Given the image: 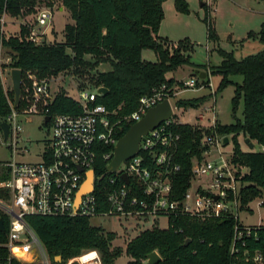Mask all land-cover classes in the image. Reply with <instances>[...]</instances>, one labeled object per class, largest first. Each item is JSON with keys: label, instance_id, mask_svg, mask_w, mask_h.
<instances>
[{"label": "trees", "instance_id": "obj_1", "mask_svg": "<svg viewBox=\"0 0 264 264\" xmlns=\"http://www.w3.org/2000/svg\"><path fill=\"white\" fill-rule=\"evenodd\" d=\"M35 1L7 0L8 11L11 15L20 16L31 11ZM163 2L62 0L72 18L64 25V39L27 40L26 29L21 26L19 33L3 40L11 50L9 65L20 67L23 72L31 69L39 79H51L61 72H71L78 89L107 88L106 92L97 96L95 103L103 104L109 111H116L118 116L128 115L137 108L142 95L151 94L153 88L163 83L170 97L176 80L168 77L167 72L190 63L195 45L193 41L184 37L173 42L158 33L164 15ZM3 5L4 0H0V12ZM175 6L180 11H188L186 0H175ZM207 33L209 39L217 37L210 21ZM247 36L264 41V20L257 31L249 30ZM146 47L155 51V60L142 58L141 51ZM217 51L221 60L212 64L209 72L219 76L216 92L228 84L234 86V122H216L213 129L222 135H231L234 143L231 162L246 168L243 173L239 168L236 171L237 180L242 182L239 190V207L242 209L255 197L264 195V49L242 57H236L233 50L222 47H218ZM102 62H109L111 67L97 69ZM232 76H241L242 79L237 82ZM208 82L207 73L202 84L208 86ZM22 95L18 109L26 105ZM7 96L13 99V91L5 92L0 83V121L10 110ZM203 100L204 96L178 99L176 105L196 108ZM240 101L243 102L242 119L236 116ZM81 111L79 102L64 89L55 92L50 105L51 114H77ZM130 125L122 124L120 137ZM173 129L180 134L175 152V161L180 165V170L173 176V198L180 199L191 178V159L201 158L205 147L200 140L203 131L208 133L209 129L189 123H177ZM239 133L254 140L258 149L241 150L237 140ZM96 165L105 168L101 158L97 159ZM94 172H97V167H94ZM1 175L0 178L7 176L6 173ZM0 217L7 228L6 216L0 212ZM25 218L54 264L57 263V256L65 261L89 249L99 252L101 264H113L122 253L120 247L111 246L115 233L91 225L88 217L31 214ZM237 222V218L231 215L209 219L190 215L173 216L166 228L153 226L143 229L127 242L125 252L130 260L126 264H143L142 261L152 251L161 257L157 264H257L251 260V256L259 252L264 258V225L250 226L249 235L235 241L238 251L232 253L234 225ZM186 239H190L188 244H185ZM5 240L6 232L0 231V242ZM0 255H7V249L3 246H0Z\"/></svg>", "mask_w": 264, "mask_h": 264}, {"label": "built area", "instance_id": "obj_2", "mask_svg": "<svg viewBox=\"0 0 264 264\" xmlns=\"http://www.w3.org/2000/svg\"><path fill=\"white\" fill-rule=\"evenodd\" d=\"M55 7L63 6L54 0H46L43 4L35 1L31 11L25 13L28 16L19 21V31L21 26L25 27L27 40L40 42L48 39L46 30L53 24ZM8 17L17 16L9 13L7 0H4L0 12V83L5 92L12 90V84L11 87L5 86V73L10 76L14 67L9 65L11 50L3 43L11 35L7 28ZM53 79H39L31 69H27L22 71L21 86L26 105L18 109L14 97L10 99L7 96L10 110L0 123L5 121L9 126L4 142L13 157L28 152L26 145L19 143L21 115H41L49 135L38 152V160L12 158L11 161L0 162V175L7 174L5 178H0V212L7 218V228L4 226L6 240L0 242V246L7 249V255H0V264H51L50 257L26 221V215L31 214L94 217L119 224L121 219H155L161 216H165L169 223L171 217L178 215L200 219L228 215L237 218L231 208L239 201V192L234 184L236 171L231 167V156L230 160L227 159L220 150L224 135L213 129L215 115L208 123L209 132L203 131L200 140L205 147L201 158L191 159L189 185L182 197L175 199L172 181L180 170L175 161L180 134L173 129V125L184 122L174 119L175 108L179 106L171 103L173 93L168 97L165 83L153 88L151 94L142 95L137 108L128 115L118 116L116 111H109L103 104L95 103L97 96L101 95L98 92L101 86L87 88L89 90L77 88L78 97L74 99L81 105L80 113L51 114L50 105L55 93L52 94L49 83ZM202 80L197 74L196 78L185 79L181 84L185 90L212 86L210 81L208 86L203 85ZM164 98L170 101L172 116L141 135L138 152L134 156L123 160L114 171L108 170L122 124L140 120L149 108ZM46 116L49 118L45 122ZM199 116L204 118L203 114ZM213 149L218 157L210 160L207 157ZM98 158H101L105 168L96 165ZM94 167H97L96 173ZM89 171L92 172L91 189L77 200ZM201 176L206 178L207 187L201 184L193 186V182ZM250 231V226H243L239 221L235 223L232 253L238 251L235 241L249 235ZM251 260L262 264L264 258L261 253L255 252ZM56 264H101V258L97 250L89 249Z\"/></svg>", "mask_w": 264, "mask_h": 264}, {"label": "rangeland", "instance_id": "obj_3", "mask_svg": "<svg viewBox=\"0 0 264 264\" xmlns=\"http://www.w3.org/2000/svg\"><path fill=\"white\" fill-rule=\"evenodd\" d=\"M54 1L64 8L55 7L53 9V24L46 30L47 40L49 41L63 40L64 25L72 19L69 10L62 4V0ZM38 2L43 4L46 0H38ZM186 2L188 11L184 12L176 8L175 0H164V15L158 29L161 35L166 36L173 42L187 37L195 43L194 49L191 52L190 63H185L177 69L167 72L168 77H175L176 80V84L173 86V96L170 98V101L175 105L178 99H191L204 96V100L196 108H175L176 116H174V119L178 122L189 123L196 127L207 129L208 123H210L212 116L215 115L216 122L230 124L234 122L232 115L234 86L228 84L221 91L216 92L219 76L218 74L209 72L210 66L219 63L221 60V56L217 51L218 47L233 50L236 57H242L264 49V41L259 40L257 37L247 36L249 30L257 31L260 28L261 22L264 20V0H186ZM26 15L24 13L23 16L8 17L7 28H9V34L18 33L19 21L23 17L26 18ZM209 21L212 23L217 34L215 39L208 38L207 28ZM141 56L148 60L156 59L155 51L147 47L142 49ZM110 67L109 62H102L98 64L97 69H109ZM196 68L206 69L208 71L209 81L212 86H202L198 90L183 89L181 84L183 80L197 77L195 73ZM231 78L237 82H240L242 79L241 76H232ZM5 86L11 87V79L8 73H5ZM49 87L52 94L59 89H64L71 97H78L79 91L76 86V79L71 72L57 74L50 81ZM242 110L243 102L240 101L236 109V116L240 119L243 117ZM200 114H203L204 118H201L199 116ZM20 124L21 132L19 134V143L20 145H26L28 152L13 157L11 151L7 148V143L4 142L0 130V162L11 161L12 158L21 161L38 160V152L43 148L44 142L49 135L48 129L43 123V118L39 114L21 115ZM227 137L229 139L228 143L223 144L220 150L230 160L234 143L231 135H227ZM245 138L242 133L237 135L239 147L244 151L250 149L245 142ZM254 143L255 147L253 150H257L259 146L255 141ZM216 157H218V154L213 149L207 158L211 160ZM231 167L233 171H237L238 168L241 173L246 171V168L242 166L238 167L233 163H231ZM208 180L210 181V179ZM197 184H201L203 187H207L208 185L206 178L203 176L193 182V186ZM234 184L236 185L237 192H239L242 182L236 180ZM231 208L236 213L241 225H264V195L255 197L242 209L239 207V201L237 202V206L232 204ZM89 221L91 225L99 226L104 231L114 230L115 237L111 241V246L120 247L122 253L113 264H126L130 260V257L125 252L126 244L141 230L153 226L166 228L168 225L165 216L155 219L150 217L148 219L128 221L121 219V224L116 221L94 217L90 218ZM146 260H143L142 263L144 264ZM50 263L54 264L52 261ZM37 264L41 263L38 262Z\"/></svg>", "mask_w": 264, "mask_h": 264}, {"label": "water", "instance_id": "obj_4", "mask_svg": "<svg viewBox=\"0 0 264 264\" xmlns=\"http://www.w3.org/2000/svg\"><path fill=\"white\" fill-rule=\"evenodd\" d=\"M195 73L198 74L200 79H204L206 77L207 72L203 69L196 68ZM10 79L12 84V91L14 97V104L17 106L20 101L21 96V86H22V69L20 67H12L10 70ZM107 91V88L104 86L99 87L98 92L104 93ZM173 114L172 107L168 98H164L161 102L156 104L155 106L149 108L145 115L138 121L134 122L130 125L127 132L122 135L115 147L113 158L108 164V170L114 171L119 164L132 156H134L138 152V144L141 138V135L147 133L149 130L156 127L160 122L169 119ZM48 116L45 117L44 121L48 120ZM0 130L3 133L4 140L8 137L9 126L3 121L0 123ZM229 141L227 136L223 138V144H227ZM245 142L250 149H254L255 143L249 137L245 138ZM81 170V169H79ZM123 177H125L123 175ZM91 179L92 172L89 171L87 173V178L84 181L82 187L80 188L77 194V200L80 199L81 195L91 189ZM126 180V178H125ZM127 181V180H126ZM4 223L2 218L0 217V231H4ZM190 239H186L185 244H188ZM146 262L144 264H157L161 257L156 251H152L147 255ZM61 260L60 256L55 258V261L58 262Z\"/></svg>", "mask_w": 264, "mask_h": 264}, {"label": "crops", "instance_id": "obj_5", "mask_svg": "<svg viewBox=\"0 0 264 264\" xmlns=\"http://www.w3.org/2000/svg\"><path fill=\"white\" fill-rule=\"evenodd\" d=\"M61 8V7H60ZM62 8H64V7H62ZM71 21H72V19H71ZM158 33H159V31H158ZM160 34V33H159ZM161 35V34H160ZM162 36H164V35H162ZM141 53H142V51H141ZM175 78V77H174Z\"/></svg>", "mask_w": 264, "mask_h": 264}]
</instances>
